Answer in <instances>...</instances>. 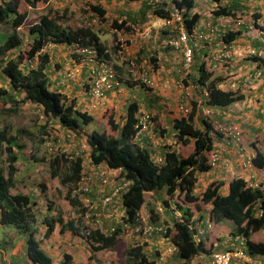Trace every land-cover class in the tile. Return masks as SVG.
Returning <instances> with one entry per match:
<instances>
[{
    "label": "trees",
    "instance_id": "obj_1",
    "mask_svg": "<svg viewBox=\"0 0 264 264\" xmlns=\"http://www.w3.org/2000/svg\"><path fill=\"white\" fill-rule=\"evenodd\" d=\"M25 1L30 7H33L38 0ZM124 1L139 2V8L135 11L122 13L128 21L126 19L118 21L117 18L109 20L111 27L116 30L115 32L132 31V26H135L134 24L140 25L146 19L147 14H150L154 21H156V18L159 21L162 18L169 17L168 1L162 0L161 3H156L155 0ZM171 2L181 10L184 27L188 33H191L198 21V14L192 11L194 0H171ZM88 7L101 20H106V9L101 4L91 3ZM68 13L69 10L66 8L62 11L49 9L46 14L41 15L37 21L29 26L28 49L24 53L19 51L16 56H12L11 52L23 44L19 28L26 21L27 11H22L20 0H3L0 3V24L8 23L11 27V32H8L9 35L5 41L0 43V72L7 79L10 92L6 88H1L0 101L13 104V109L9 107L10 105H6L7 108L2 107L1 110L6 112L9 109L11 112L16 113L21 103L26 101L35 103L42 107L43 113L48 118L56 119L60 126L71 134L66 138L67 141L72 144L75 137L76 140H80L79 144L83 141L86 144L83 146V148L85 147L82 150L83 152L75 151V153L70 154L63 151V153L56 154L50 160L52 180L54 179V182H60L68 187L65 198L70 206L78 210V214L76 219L69 218L66 221L60 215L52 219L46 217L44 220L47 226L45 236H49L54 231L56 223H59L60 233L68 230L87 241L92 254L85 264H92V261L96 260L94 253L113 249L121 240L123 233L128 232L127 229L133 230L134 233L137 232L135 230L136 218L139 215L143 216L140 209L145 203V194L164 189L168 199H172L174 196L178 198L175 205L181 213L180 219H173L172 226L166 227L163 225L164 235L166 237L170 236L174 231L170 240L173 246L177 248L178 258L184 260L185 264L200 252H208L201 240L196 242L194 239L196 222L195 220L193 222L192 204L198 208L197 200L199 199L204 204H210V212L215 219L225 217L234 222L235 228L232 234H241L246 238L247 253L249 255H264V241L255 242L249 239L253 232L264 226V192L262 190L247 185L243 178H234L229 182L226 194L220 193L222 182H211L204 189L201 197L194 194L197 180L196 173L206 172L211 167L205 153L213 148V138L210 132L215 131L208 121L209 118L205 114L199 115L200 111L197 112L196 100H192L191 111L185 116L176 118L172 124L176 142L191 147V152L187 156L181 155L168 146L167 143L153 147L151 141L145 135L139 138L142 142L141 145L133 142L132 139L136 133V111L138 107L135 102L128 105L125 120L121 125L115 123L112 118L108 119L111 129L117 130L116 135H108L104 131L94 128L90 132L81 130V121L82 124H88L93 120V116L75 108L74 100L65 103L61 93L49 89V81L46 75L49 55L43 49L48 44L92 47L96 49L99 56L108 59L112 53H120V41L114 33L115 45L109 48L101 41L99 30H94L93 27L85 24H80L75 28L63 24V21L69 19ZM213 14L215 16L230 15L231 9L221 7L213 11ZM158 24L159 22L155 26L159 29V36L157 35L154 39L150 33L151 44L148 47L149 50H143L145 53H150V63L155 70L160 67L159 61L162 62L164 53L168 50L167 41L169 38L173 39L174 37L168 31L167 25L161 26ZM260 29L262 30V27L255 23L249 31L251 37L257 35ZM238 35V31H226L221 37V42L229 43ZM138 53L140 54L139 51ZM34 57L38 58V62L32 66L31 63ZM255 57L253 56V59ZM24 59L29 61L30 67L29 65L21 66ZM136 60L141 61L138 58ZM190 74H192L191 78L194 84L200 89L199 94L197 93L198 98L207 106L225 107L242 100L244 97L238 92L240 87L227 90L219 88L218 84L223 78L207 71L203 63L199 65L196 74L193 73V69L189 73V77ZM205 91H207V94H205ZM18 92L22 94L19 99H16L15 95ZM197 113L199 125H196L194 119ZM39 129L45 132L47 125H40ZM166 131L167 129L161 127L155 129L157 136H164ZM15 135L33 136L26 128L18 129ZM15 135H7L6 125L0 130V162H2L1 155L3 152L6 153L7 160L6 168L0 163V223L2 225H12L22 232L26 240L29 264H54L51 257L41 248L40 241L35 237L38 219L32 209L31 198L21 193H11L14 185L13 174L16 171L15 163L18 161V152L22 150ZM259 141L258 138H254L252 142L255 144ZM87 146L90 150L88 154L89 161L84 159ZM15 147L17 150L14 149ZM155 151L161 157L158 164L151 157ZM20 154L24 155L23 152H20ZM61 163L66 165L65 169H60ZM100 163L102 164L100 165ZM252 164L264 168V154L256 150L252 157ZM91 166L96 168L91 170ZM104 167L117 169V171L110 172V175H108L103 170ZM101 172L107 175L108 181L106 183L102 182L99 175ZM82 174L88 175L91 185L94 183L92 180L96 179V184L99 182L102 186H109L103 194V196L109 195L112 197L106 208L99 203L97 198H93L90 184L85 191H80L79 194L75 195L72 194ZM53 189L59 190L58 187H53ZM82 199H88L87 206L83 205ZM117 200L121 201L122 215L118 214L117 210L119 208L116 210L119 206V203L116 204ZM50 205L52 206L51 203ZM163 205L165 208L169 207V201L164 199ZM149 213L150 218H148V221L150 223L158 219L153 209H150ZM109 218H118V223L114 226H108V231H103L105 220ZM124 253L126 264H154V261L146 254L141 244L128 246ZM69 256L68 253L64 254L65 259L62 264H66L67 259L70 258Z\"/></svg>",
    "mask_w": 264,
    "mask_h": 264
},
{
    "label": "crops",
    "instance_id": "obj_2",
    "mask_svg": "<svg viewBox=\"0 0 264 264\" xmlns=\"http://www.w3.org/2000/svg\"><path fill=\"white\" fill-rule=\"evenodd\" d=\"M67 1L69 2L71 0ZM111 2H114V0H111ZM88 4H91V2ZM62 5L63 3L61 4L54 1L55 8ZM104 5L105 3L102 6L107 10L105 16H108V9ZM221 7L231 9V15L226 16L228 18H230V16H240L239 13L241 12H246L250 15L249 17H244V19L240 17L242 24L236 29L240 34L229 43L221 42V39L218 36L219 32L216 33L217 30L220 29L218 24L227 20L224 19L222 15L215 16L213 14V11ZM138 8L139 7L136 9ZM192 11L198 14V21L193 31H203L207 35L204 40H191L195 44L193 73L196 74L199 65L203 63L207 71L213 72V74L217 76L220 75L224 79L223 86L225 88H232L228 85L229 83L234 82L236 83V88L240 87L238 92L244 95L243 99L239 100L235 107L229 105L213 108L214 116H210L208 121L212 124L214 130L218 127L223 128L224 125L230 121L239 123L243 129V137L246 139L249 149L252 148V150L248 152L242 144L238 145V148L246 153V155H240L238 151L236 152L230 147L229 144L233 141L229 140L225 133L222 135L221 133L218 134L215 131H211L210 135L213 138L212 149L219 150V159L216 164L211 165L208 171L196 173L197 180L195 183L194 194L200 197L204 189L211 182H222L223 184L220 188V193L226 194L228 192L229 182L234 178H243L248 185L259 187L264 192V168L255 167L252 162H249L254 156L256 150L264 154V141H262L264 139V0H194ZM254 14L256 15V18L253 16ZM113 17L118 18V21L122 20L119 19L122 16L118 14H113ZM123 17L128 21L125 15H123ZM150 20L154 21V18L150 14H147L146 19L143 20L140 25L146 27L149 25ZM157 22L158 20L156 18V23ZM255 23L260 25L262 30L259 31L258 35L251 37L249 36L247 29ZM175 26L176 25L172 23L167 25V28L172 30ZM128 33L129 32H125L124 36L129 37L131 53L134 54L138 60L141 59V61H146V57L150 53H145L143 51L145 49L149 50L147 44L144 45L142 42L139 43L140 38L142 39L143 37H140V35L134 31L130 34ZM119 34L120 33L118 32V35ZM157 34L158 32H155L156 37ZM149 42L151 43V41ZM252 48L260 51L262 56L255 57L256 60H253V58L248 55L249 50ZM174 52V50L168 48L163 57L168 61L165 62V65H163V62L159 61L160 67L156 70L153 69L152 72H150L153 81V85L150 89L140 86L133 82L132 79H129L125 63H122V60L119 62L116 61L115 68L125 83L120 91L109 92L102 105L99 107H93L91 105L87 99V95H85V88L82 90L78 88V86L81 85L80 81L82 84L85 82L84 80L88 71L87 64L83 67L85 68L84 70L81 69L82 74L81 71L76 73V77L74 78L76 82H71L69 81L70 79L64 78V71L69 66L63 69H55V65L53 67L52 64H48L46 75L51 90L58 91L63 96L66 94V96H70L71 100L76 98V107L91 114L94 119L102 118L107 121L109 118H112L115 123L121 125L125 120L127 107L130 103L135 102L137 104V114L145 111L148 107L150 109V105L154 103L156 105L159 104L155 106V109H152L155 114L157 113V115H159L156 120L159 122L161 128L166 129L168 125L172 127L173 121L176 118L183 116V114L180 115L179 103L183 102L184 98H187L189 90L188 88H176L174 76L169 75L171 72V56H173ZM159 60L161 59L159 58ZM255 72L257 73L253 75ZM257 74L261 75L260 78L256 77ZM3 87L10 92L9 87H6L5 85ZM21 94L22 93H20L19 96L15 95V98L19 99ZM200 101L201 100H199V102ZM23 103V108L29 106H38V108H41L39 105L29 101ZM197 115L198 113L195 115V122L199 124ZM169 132L170 131H166L164 136L156 135L151 142L153 147H157L164 143L170 144L172 138L168 136V134H170ZM254 138H258L261 142L259 141L253 144L252 141ZM72 143L75 144V140H73ZM173 143H175V146H173L172 149H175L181 155L187 156L191 152L190 146L176 143V140H173ZM81 144L83 146L86 145L84 141ZM15 150L17 149L15 148ZM89 151V147L87 146L84 155V159L87 161H89ZM20 152H23V150H20L19 153ZM209 152L210 151L205 153L206 159H208ZM26 153L27 151H24V154ZM23 157L31 160L35 158L33 153H28ZM35 159H37V161L34 163H30L29 161L22 163L20 160L15 163L16 171L13 174L14 185L11 189V193H21L28 195L31 198L33 203L32 209L36 213L38 219L35 237L40 241L41 248L51 257L54 264H62L65 259V253L70 255L66 264H85L92 253L90 245L83 238L74 235L69 231L68 233L67 231L60 233L57 226H55L54 231L49 236H45L47 226L44 223V220L46 217L50 219L53 218V198L51 197L53 196V180L50 175L51 157L40 155V157ZM42 168L45 169L43 176H41L43 172H39ZM93 168L96 167L90 169L92 170ZM103 170H105L108 175H110V172H114L112 169H106L105 167ZM42 177L44 179H42ZM41 179L44 183H41ZM92 181H94L92 185L90 184L92 196L93 198L96 197L99 199L109 186H102L99 182L96 184V179H93ZM34 187H36L38 200H35L30 196ZM159 191L162 192V194L164 193L162 189ZM148 194H150V192H148ZM116 198L118 199V197ZM62 199H64V206L70 208V204L66 198L62 197ZM167 200L169 201V207L165 208L163 205L164 199L162 202L155 203L153 201L151 202V200L145 196V203L140 209V213L148 219L150 218L149 210L153 209L158 219L152 222L160 224V226L165 225L166 227H170L172 226L174 218L176 220L180 219L181 213L175 205L177 202L176 196L172 199H168L167 196ZM172 200L175 203H173ZM197 205L198 208L192 204V210L194 213L193 222L194 220L196 222L195 226L193 225L195 229L194 239L196 242L201 240L205 244L208 252H200L193 256L187 264H210L211 256L214 252L231 248L236 244L235 242H232L231 239L235 224L232 220L225 217L215 219V217L211 215L210 204H204L199 199L197 200ZM117 209L118 206L116 210ZM117 211L119 212V215H122V209H118ZM117 220L118 218H109L108 220H105V228L102 230L108 231V226H114L118 223ZM0 228H3L1 223ZM173 233L174 231L170 236L166 237L164 235L165 233L162 232L143 235L139 231L134 233L133 230H129V232H126V234L122 236L124 239L122 250H124L128 244H141L146 254L154 261V264H185L184 260L178 258L177 250L172 253L167 252V248L171 245L173 246L170 240ZM262 234L263 228H260L253 232L249 239L255 242H261L263 241ZM117 245L114 247L115 249ZM25 253H27V249L23 248L20 255ZM96 253H94V257H98ZM159 256H162L163 260L158 263L157 259ZM14 257L15 256L8 253L4 254L0 252V264H7ZM253 261L255 264H264V255H254ZM29 263L30 260L28 261L25 257L21 264ZM103 263L107 264L106 261Z\"/></svg>",
    "mask_w": 264,
    "mask_h": 264
},
{
    "label": "rangeland",
    "instance_id": "obj_3",
    "mask_svg": "<svg viewBox=\"0 0 264 264\" xmlns=\"http://www.w3.org/2000/svg\"><path fill=\"white\" fill-rule=\"evenodd\" d=\"M54 1H57L59 3H63L62 6L55 8L54 7ZM76 1V3H75ZM156 3H161L162 0H155ZM167 1V0H165ZM99 3L101 5H103L105 3V7H107L108 9V16H106V20L103 21L99 18V16L93 12V14L91 11H89V7H87V5H89L88 3ZM168 4L169 1H168ZM22 6V11H27L28 12V17L25 21V23L19 28V33L20 36L22 37V41L23 44L21 47L16 48L13 52H11L12 56H16L17 53L22 52L24 53V51L26 49H28V39L30 38L28 32H29V26L34 23L35 21H37L41 15L47 13V11L49 9H54L57 11H62L63 9H68L69 13H68V17L69 19L66 21H63V24L70 26L72 28L77 27L80 24H85V25H89L91 27H93L94 30H99L98 32L100 33V38L101 41L108 46L109 48H111L113 45H115V39H114V33L120 37L123 41H128L129 37H125L124 36V32L119 31V35L118 32H115V30L111 27V23L109 20H111L113 17V14H118L120 16H122L119 19H124L123 14L125 12H131V11H135V9L139 6V2H126L124 0H114V2L110 1H100V0H71V1H67V0H38V2H36L35 7L33 9L28 7V4L22 2V4L20 3V7ZM118 7V8H117ZM107 11V10H106ZM240 16L237 17H242L244 19V17H249V13L246 12H241L239 13ZM118 19V18H117ZM241 19V18H240ZM150 20V23L148 26L146 27H142L140 25H136V28L139 30L143 29V28H150L152 37L155 39L156 35L155 32L158 31V36H159V29L158 27H156L155 25H157L156 21H152ZM232 21V20H231ZM236 22V20H235ZM235 22H231V26L233 25V23ZM230 28V27H227ZM248 30V29H247ZM155 31V32H154ZM250 30H248V34ZM11 32V27L8 23H1L0 24V43L5 41V39L7 38L8 34ZM132 31H129L128 34H130ZM8 33V34H7ZM174 35V37L176 36L175 34H177L176 32H172L171 35ZM151 38L149 39H141L139 40V43L142 42L144 45L147 44L148 47H150V42ZM128 44V43H127ZM45 51H47L50 60L53 63V67L54 65H57L58 68L63 69L67 66L72 67L74 61L77 60L76 57H74V52L75 49H73L72 47H68L63 46V45H47L45 48ZM113 60L116 62L121 61V57L115 55V53H113ZM23 57L25 58V55L23 54ZM149 57H151V55H148L146 57L147 59V66L149 69H151L150 66V59ZM171 63H170V69L171 72L169 75L174 76V83L177 86L176 82H180V84H182L181 86L184 88L188 87L189 85H191L189 88V90L191 91V98L189 97V99H191V101L189 102V104H192V99H197V93L199 94V88L196 87V84H194L192 77V74H185L184 70L181 69L182 64H183V56L181 54V51L179 49H175V52L173 54V56H171ZM168 60L166 59H162L163 65H165V62H167ZM25 64V65H24ZM22 67L28 66V61L26 62V59L23 60V64L21 65ZM146 69H148L145 66ZM186 81V83H185ZM71 82H76L75 80H71ZM8 87V83H7V79L5 78V76L0 72V89H4L3 86ZM79 89H81L82 87L79 85L78 86ZM176 88H180V87H176ZM16 95L19 96V92L16 93ZM71 95V94H70ZM200 96V95H199ZM65 98V102L69 103L70 102V96H66V94L64 95ZM238 103V101L234 102L231 104L232 107H235V105ZM24 104V103H23ZM23 104L21 103L19 105L18 108V112L14 113L11 112L9 109L8 111L5 112V110H1L2 107H6V105H10L9 107H11L13 109V104L10 102H2V100L0 101V130H2L5 125L7 127V134L8 135H15L16 131L20 128H26L30 131V133L33 134V136L29 137V136H22V135H15L17 142L19 145H21L23 153L24 151H27L26 154L28 153H33V155H35L36 158L40 157V155H43L44 157H51L53 158L56 154H60L63 153V151H66L68 153H75V151L77 152H83L82 150H84L85 148H83V145L80 143L79 144V139H75V144H71L69 141L66 140L67 136H65V134H67L66 130L64 128H62L59 123L57 122V120L53 119V118H47L44 113L43 110L41 108H38V106H29L26 108H23ZM175 104V103H174ZM22 105V106H21ZM159 105V104H157ZM156 104L154 105H150V107H154L157 106ZM21 106V107H20ZM159 107V106H158ZM7 108V107H6ZM199 112V115L202 114V111L199 108H197ZM40 125H47V129L45 132H42L39 129ZM81 125L82 128L81 130H88V132H90L93 128L100 130V131H104L106 134L108 135H116L117 131L116 130H112L110 125L108 124V122L106 121V119H102V118H96L94 119L92 122L88 123V124H82L81 121ZM198 125V124H197ZM86 127V128H85ZM168 131H170L168 134V136H170L172 138V142L170 144L167 143V145H170V147L175 146V143H173L174 140V135H171V128L168 125L167 127ZM174 131V130H173ZM43 135H49L46 138L43 137ZM74 140V139H73ZM242 144L245 148L246 151L250 152L252 150L249 149L248 144L246 139L243 137L240 139V141L238 143H234V142H230V147H232L236 152L238 151L240 155L245 154L246 153L242 150H240L238 148V145ZM16 148V147H15ZM51 148V150L49 149ZM4 149V147H3ZM240 150V151H239ZM74 151V152H72ZM19 153V152H18ZM85 153V152H84ZM18 160L22 161V163L25 162H30V163H34L35 161H37V159H29V158H25L23 157L20 153L18 154ZM1 165L6 168V164H7V160H6V153H2L1 155ZM218 162V161H217ZM66 165L64 164H60V169H65ZM44 171L45 169L42 168L39 170L41 174V176L44 175ZM42 179H44L42 177ZM41 179V183H44V181ZM78 184V182H77ZM53 187H58L59 190H54L53 189V196H51L53 198V218L54 217H58L60 215V217L66 221V219L69 218H73L76 219L77 214H78V210H76L73 206H70V208L67 206L65 207V203L63 202L64 199H62V197H65L66 195V191L68 190V187L66 185L61 184L60 182H54L53 179ZM161 190V189H160ZM164 191V193L162 194V192H160L159 190H154L152 192H150V194L146 193L145 196L148 197L151 202H162L163 199H167V195L165 193V190L162 189ZM30 196L33 197L35 200H38V195L36 192V187H34V189L31 191ZM108 196V195H101L100 198L97 200L99 201V203L103 204L104 208L107 207L108 203L104 202V198ZM96 199V197H95ZM176 199V198H175ZM96 201V200H95ZM173 201V200H172ZM177 202H178V198H177ZM119 206V209H122V204L120 200H117L116 204ZM173 203H175L173 201ZM74 211V212H73ZM40 214V213H39ZM90 220V219H89ZM57 228L60 227L59 223H56ZM68 233V230H66ZM129 232V230H127ZM125 233H123V235H125ZM128 234V233H127ZM123 241L124 239L122 238L116 249H107L104 251H98L96 253V255H98V257H95V259L97 260H93V264H105L103 262H107V264H126L125 261V253L124 251L127 249L128 246H130L128 244V246L122 250V246H123ZM27 249L26 247V240L24 238V236L22 235V232L18 231V229H16L14 226L12 225H3V228H0V252L4 253V254H10L15 256L14 258H12V260L7 263V264H21L23 263V258H28L27 253L20 255V252L22 249Z\"/></svg>",
    "mask_w": 264,
    "mask_h": 264
},
{
    "label": "built area",
    "instance_id": "obj_4",
    "mask_svg": "<svg viewBox=\"0 0 264 264\" xmlns=\"http://www.w3.org/2000/svg\"><path fill=\"white\" fill-rule=\"evenodd\" d=\"M171 1V0H169ZM158 25L165 26L174 23L175 25H180V30L178 34V39L171 40L170 45L174 48H178L182 50L183 53V68L189 70L191 64L194 61V42L191 40H204L207 35L201 32H193L188 33L183 26V18L181 10L176 8L173 4L169 10V17L160 19ZM157 22V23H158ZM223 26V25H222ZM176 27V26H175ZM136 32L143 37L142 39H149L151 37L150 29H140L136 28V26H132V32ZM219 32V29L217 30ZM191 41V43H190ZM121 52L123 54L124 60L127 61L128 64V74L131 77L132 81L137 83L138 85H142L143 87L150 88L153 85L152 78L150 76L151 70L147 66V59L138 62L134 54L131 53L129 44H126L125 41H121ZM250 53L254 54L253 50ZM145 66L148 68L146 69ZM258 76V74H257ZM123 86V80L120 75L117 73L114 65L109 60H103L102 62H97V66L91 70V81L88 89V94L93 100L94 105L99 104L105 95L109 91H120ZM181 87V84H178ZM180 111L183 113H187V106L180 105ZM205 113L208 114L209 110L205 109ZM153 122H151V115L149 113H143L137 121L138 130L136 131L133 141L139 139V137L145 132H149L152 128ZM221 129V128H220ZM224 133L236 140V142L240 141L241 138V130L240 126L237 123H229L222 129ZM219 159V150L212 149L208 155L209 163L216 164ZM160 158L156 157L155 162H160ZM97 170V169H96ZM113 171H117V169H112ZM100 172V171H99ZM87 175V174H86ZM85 174L81 177L80 181L73 189L74 194H79L80 191H85L87 186H89V177ZM100 177L102 178V182L106 183L108 181L107 175L104 172H101ZM264 181V179H263ZM89 189V188H88ZM88 198V197H87ZM111 196H106L104 198L105 203H109L111 201ZM83 205L87 206L89 202L88 199H82ZM137 224L135 227L136 231L141 232L143 235H150L152 233H164L165 229L163 226L154 225L150 223L145 216L139 215L136 218ZM262 238L264 240V228ZM232 242L236 244L231 248L220 250L214 252L211 256L210 264H255L253 261V256L247 253V244L246 239H244L241 235H234L232 237ZM177 250L176 246H169L167 248L168 253H172ZM163 260L162 256H159L157 262H161Z\"/></svg>",
    "mask_w": 264,
    "mask_h": 264
},
{
    "label": "clouds",
    "instance_id": "obj_5",
    "mask_svg": "<svg viewBox=\"0 0 264 264\" xmlns=\"http://www.w3.org/2000/svg\"><path fill=\"white\" fill-rule=\"evenodd\" d=\"M3 0H0V3L2 2ZM167 1H169V0H167ZM22 2H24V3H26V1L25 0H20V3L22 4ZM38 2V1H37ZM169 3L170 4H168L167 5V8H168V10H170V5H172V2L171 1H169ZM27 4V3H26ZM170 6V7H169ZM28 7L29 8H31V9H33L35 6H33V7H30L29 5H28ZM88 7V6H87ZM89 11H91L92 13H90V14H93V11L91 10V9H89ZM46 14V13H45ZM44 15V14H43ZM231 15V14H230ZM255 15V14H254ZM253 15V16H254ZM223 16V18L224 19H227V20H225L223 23H219L218 25H219V33L218 32H216V33H218V36H219V38L221 39V37H222V35H223V33H225L226 31H233V32H236V31H238V30H236L237 28H239L240 27V25L242 24V22L240 21L241 19H240V17H233V16H230V18H228V17H226V16H229V15H222ZM27 17H28V12H27ZM106 17V16H105ZM255 18H256V16H255ZM27 19V18H26ZM232 20V21H231ZM235 20H236V22H235ZM231 22H235V23H233V25L231 26ZM252 24V23H251ZM223 25V26H222ZM254 25V24H253ZM253 25L250 27V28H248V30H251V28L253 27ZM183 26H184V24H183ZM180 25H178V24H176V27H174L172 30L171 29H169V28H167L168 29V31L170 32V34L172 33V32H176L177 34H176V36L175 37H173V39H171V38H169V40L167 41V47L168 48H171L172 50H174L175 51V49H178V48H174L173 46H171L170 45V42L169 41H171V40H175V39H178V34H179V30H180ZM195 27V26H194ZM227 27H230V28H227ZM185 28V27H184ZM193 30H194V28H193ZM192 30V32L191 33H193L194 31ZM116 31V30H115ZM187 31V30H186ZM259 31H261V29L259 30ZM259 31H258V33H259ZM119 32V31H118ZM239 32V31H238ZM258 33H257V35H258ZM239 34H240V32H239ZM118 40L120 41V45H121V41H123L120 37H118ZM127 41H125V43H126ZM127 44V43H126ZM129 44V43H128ZM49 45H58V44H48V46ZM59 45H63V46H66L65 44H59ZM68 47H72L73 49H75V52H74V57H76L77 58V60L76 61H74V62H72L73 63V65H72V67H68L65 71H64V78L65 79H70L69 81H71V80H74V78L76 77V73L78 72V71H81V69H85V68H83L84 66H85V64H87L88 65V67H87V69H88V71H87V76H86V78H85V82H84V84H82V82L80 81V83H81V89L80 90H82V89H84L85 88V95H87V99L89 100V102L91 103V105L93 106V107H99V106H101L102 105V103H103V101H104V99L106 98V96H107V94L109 93V92H115V91H109V92H107L106 93V95H105V98H103L102 100H101V102L99 103V104H96V105H94V103L95 102H93V100L91 99V97L89 96V94H88V89H89V86H90V81H91V70L93 69V68H95L96 66H97V62L99 63V62H102L103 60H109V61H111L112 62V64L114 65V68H115V66H116V62L113 60V53H112V55H111V57L110 58H108V59H106V58H103V57H101V56H99L98 54H97V51H96V49H94V48H92V47H79V46H77V45H67ZM45 48L46 47H44V49H43V51H45ZM180 51H181V54H182V56H183V53H182V50L181 49H179ZM251 50H253L255 53L254 54H252V53H250V51ZM47 52V51H46ZM115 55H117V56H120L121 57V60H122V63H125L126 64V66H127V72H128V64H127V61H125L124 60V57H123V54H122V52H121V47H120V53H115ZM248 55L250 56V57H252L253 58V56H256V57H260V56H262V53L260 52V51H257L256 49H254V48H252V49H250L249 50V53H248ZM253 60H256V59H253ZM28 60L26 59V62H27ZM37 62H38V58L37 57H34V60L32 61V63H31V65L32 66H34V65H36L37 64ZM48 64H52L53 65V63H52V61L50 60V57H49V63ZM25 65V64H24ZM28 65H29V67H30V64H29V61H28ZM193 65H194V61H193V63L191 64V67L189 68V70H186V69H184L183 67V64H182V67H181V69L182 70H184V73L185 74H189V73H191V71H192V67H193ZM150 66H151V72H152V70H153V68H152V64L150 63ZM47 67H48V65H47ZM47 67H46V69H47ZM81 67V68H80ZM56 68H58L57 67V65H55V69ZM59 69V68H58ZM116 69V68H115ZM117 71V70H116ZM118 73V72H117ZM150 73V72H149ZM257 72H255V73H253V75H255ZM81 74H82V71H81ZM119 74V73H118ZM260 74H261V72H260ZM258 75V76H256L257 78H260V76L261 75ZM129 75V74H128ZM121 77V76H120ZM122 78V77H121ZM87 79V80H86ZM129 79H131V77H129ZM122 80H123V78H122ZM224 80V79H223ZM223 80H221L220 82H219V84H218V87L219 88H221V89H225V90H227V89H229V88H225L224 86H223ZM134 82V81H133ZM125 82H123V84H124ZM176 84H177V86L176 87H179L178 86V84H180V82H176ZM182 85V84H181ZM142 86V85H141ZM191 85H189L188 87H190ZM228 86H230V87H232V88H234L235 87V83L234 82H231V83H229V85ZM9 87V86H8ZM188 87H186V88H188ZM146 88V87H145ZM151 88V87H150ZM150 88H148V89H150ZM180 88H184V86L182 87H180ZM49 89H50V86H49ZM179 89V88H178ZM189 89V88H188ZM58 92V91H57ZM191 91L190 90H188V94H187V98L185 99L184 98V100H183V102H181V103H179V106L180 105H184V106H187V108H188V111H187V113H183L182 111H180V115H182L183 114V116H185V115H187L190 111H191V106H192V104L190 105L189 104V102L191 101V99H189V97L191 98V93H190ZM60 93V92H59ZM205 94H207V91H205ZM64 97V96H63ZM76 98H74V103H76V100H75ZM192 100H198L197 101V106H198V108L200 107V109H201V111H202V114H205L208 118H210V116H212V115H214V113H213V108H215V107H210V106H207V105H205L204 103H202V100L201 99H199V98H197V99H192ZM199 100H201L200 102H199ZM64 101H65V98H64ZM70 101H71V98H70ZM65 103H67V102H65ZM151 105H154V103H152ZM40 106V105H39ZM41 107V106H40ZM75 108H77L76 107V105H75ZM41 109H42V107H41ZM78 109V108H77ZM152 109H155V106L154 107H150V109H149V107L145 110V111H142L141 113H139V114H137V111H138V107H137V111H136V117H137V121H138V118L143 114V113H149L150 115H151V122H153V124H152V128H151V130H149V132H147V131H145L139 138H141V137H143L144 135L152 142V140H154L153 138H155V136L157 135L156 133H155V129H159V127H160V124H159V122L156 120V119H158V117H159V115H157V113L155 114L154 113V111L152 110ZM205 109H208L209 110V113L208 114H206L205 113ZM43 110V109H42ZM80 110V109H79ZM180 110V109H179ZM81 111H83V110H81ZM86 112V111H85ZM197 112H198V110H197ZM87 113V112H86ZM87 114H89V113H87ZM45 115V114H44ZM89 115H91V114H89ZM46 116V115H45ZM47 117V116H46ZM213 117V116H212ZM48 118V117H47ZM54 119V118H53ZM94 119V118H93ZM194 119H195V117H194ZM56 120V119H55ZM107 122H108V120H107ZM234 121H230V122H228L227 124H229V123H233ZM196 123V122H195ZM234 123H237V122H234ZM226 124V125H227ZM239 126H240V130H241V138L243 137V129L241 128V125L239 124V123H237ZM60 125V124H59ZM136 125H137V122H136ZM135 125V127H136V131L138 130L137 128H138V126H136ZM196 125H197V123H196ZM199 125V124H198ZM62 127V126H61ZM62 128H64V127H62ZM82 128V127H81ZM86 128V127H85ZM171 128V133L173 134V132L175 133V131H173V127H170ZM221 128V129H220ZM65 129V128H64ZM166 129H167V127H166ZM223 128L222 127H218V128H215V131H217V132H221L222 133V135L224 134V131L222 130ZM93 130V129H92ZM88 131V130H87ZM117 131V130H116ZM168 131V130H167ZM171 134V135H172ZM8 135V134H7ZM71 134H69V132H67V134H65V136H67V137H69ZM174 135V134H173ZM47 136H49V135H43V137L44 138H46ZM227 137H228V139L229 140H232L234 143H238V142H236V140L234 139V138H232V137H230V136H228L227 135ZM240 138V139H241ZM74 139H75V137H74ZM174 140H176L175 139V136H174ZM133 142H137V143H142L139 139L138 140H136V141H133ZM177 143V142H176ZM141 145V144H140ZM168 146H170V145H168ZM15 149V148H14ZM17 149V148H16ZM50 150H51V148H49ZM211 151V150H210ZM4 153V152H3ZM22 156H24V155H22ZM35 156V155H34ZM151 157L153 158V160H154V162H155V159H156V157H159L160 159H161V157H160V155L159 154H157V151H155V152H153L152 153V155H151ZM36 158V157H35ZM208 160V159H207ZM161 161V160H160ZM209 162V161H208ZM250 163L252 162V158L250 159V161H249ZM156 164H158L157 162H155ZM100 164H102V163H100ZM256 167V166H255ZM106 169H111V168H106ZM82 176H83V174H82ZM264 182V181H263ZM77 185V184H76ZM248 185V184H247ZM250 186V185H249ZM251 187H252V185H251ZM255 188H258V189H260L259 187H255ZM261 190V189H260ZM72 194L73 195H75L73 192H72ZM201 197V196H200ZM262 228H264V226L262 227ZM234 235H241V234H237V233H234V234H232L231 235V239H232V237L234 236ZM244 239H246L243 235H241ZM247 241V240H246ZM264 241V240H263Z\"/></svg>",
    "mask_w": 264,
    "mask_h": 264
}]
</instances>
